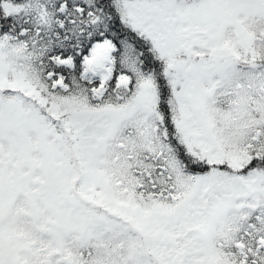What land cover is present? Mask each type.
I'll return each instance as SVG.
<instances>
[{"label": "snow or ice", "instance_id": "snow-or-ice-1", "mask_svg": "<svg viewBox=\"0 0 264 264\" xmlns=\"http://www.w3.org/2000/svg\"><path fill=\"white\" fill-rule=\"evenodd\" d=\"M0 264H264V0H0Z\"/></svg>", "mask_w": 264, "mask_h": 264}]
</instances>
